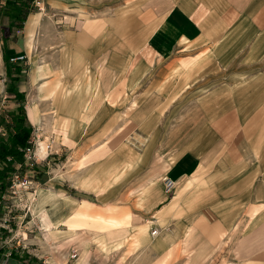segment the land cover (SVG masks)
<instances>
[{"label": "crops", "instance_id": "0c3cea01", "mask_svg": "<svg viewBox=\"0 0 264 264\" xmlns=\"http://www.w3.org/2000/svg\"><path fill=\"white\" fill-rule=\"evenodd\" d=\"M34 7L18 48L7 41V54L29 58L17 63L24 66L18 87L32 125L69 119L68 129L56 131L72 145L96 124L91 138L100 144L112 134L113 145H97L84 159L105 171L111 158L106 174L96 173L103 193L60 197L45 209L46 228L64 224L108 243L104 223L115 222L119 240L98 247L120 264H264V0H45L43 10ZM0 21L2 28L9 16ZM4 54L0 75L8 83L0 93L9 85ZM78 73L72 88L61 85ZM127 122L135 133L122 146L118 132ZM87 171L75 187L93 182ZM166 176L177 182L171 195ZM57 207L64 220L56 224ZM227 238V260H214Z\"/></svg>", "mask_w": 264, "mask_h": 264}, {"label": "rangeland", "instance_id": "374dc122", "mask_svg": "<svg viewBox=\"0 0 264 264\" xmlns=\"http://www.w3.org/2000/svg\"><path fill=\"white\" fill-rule=\"evenodd\" d=\"M32 4L29 6L30 12L37 9ZM5 13L6 6L5 2H3L0 6V18L6 15ZM31 19L33 21V15ZM31 24L29 21L27 43L30 51L33 49V25ZM6 33L7 35L9 34L10 44H14L18 48V45L15 44L17 43L16 40L20 44L22 37H20L17 28L14 27L11 31H6ZM1 54H4V43L0 24ZM9 54L13 64L23 62L25 64V62L29 61L26 52L18 51L17 53L13 49H10ZM159 71L158 69L157 72ZM64 75L68 76V72H63L62 76L64 77ZM79 75L78 73L77 76H74L70 81L67 80L66 83L62 77L60 79L61 85H72L70 87L72 88ZM96 75L97 73L92 76L93 80L98 78ZM4 80L5 75H0V86H3L4 83L7 85L8 81L5 82ZM92 93L94 92L91 91ZM8 97L10 98L12 96H8L6 92L0 93V106L3 109H14L17 105L9 101ZM105 98L107 102L112 101L111 94L105 93ZM43 114L44 117H47L45 112ZM128 116L129 113H126V117ZM53 120L51 121L52 128L50 125L36 126L35 147L28 155L27 167L24 170H19L11 177V186L5 190L2 207L0 208V221L2 220L5 227L0 231V264H76L82 258L84 250L87 252L83 262L84 264H120L119 262H114L115 257L111 252L99 251L100 248L98 245L105 247L113 243L108 244L103 242L104 238L102 241L100 240L101 237L93 236L87 230L71 233V231H65L63 224L53 227L51 232L45 231L47 224L45 209L49 204L56 205L57 200L65 194L74 196L81 201L82 199H92V197L96 199L98 195L103 193L101 191L102 187L100 190L96 189L98 183L97 178H100L99 181L102 184L105 183V180L102 177H98L96 173L102 176L105 175L106 168H108L107 163L111 158L108 156L105 158L107 162L104 164L105 171L101 170V168L97 169V163L87 167L84 159L86 157L85 155L94 150L97 145L107 144L106 149L109 145L113 146L111 141L112 134L109 136L108 142L100 144L91 138L98 127L96 124L90 125L82 141L78 142V144L71 142L72 145H70V143L64 141L63 135L61 134L63 131H56L57 127L59 129L67 127L68 129L69 119H65L62 124H54ZM78 123L83 130H86V126L81 118L78 120ZM118 133V137L122 139L121 144L123 146V140L125 139L126 142L130 141L132 134L135 132L133 126L128 125L127 122L125 125H122ZM3 134H6L5 125L0 124V136ZM163 159V162L168 164L167 158ZM85 167L88 170L85 173L86 178H92L93 182L87 185L84 190H81L77 187L80 186L79 181L84 175L81 171ZM93 183L94 185H91ZM116 241L118 240L114 242ZM223 241L225 244L221 248L216 247V250H214V260H221L222 262L227 260L226 256L231 249L230 239H223ZM171 255L172 253L169 256ZM185 255L188 258L186 260H194V255L187 253ZM155 264L161 263L157 260Z\"/></svg>", "mask_w": 264, "mask_h": 264}, {"label": "trees", "instance_id": "16d2710c", "mask_svg": "<svg viewBox=\"0 0 264 264\" xmlns=\"http://www.w3.org/2000/svg\"><path fill=\"white\" fill-rule=\"evenodd\" d=\"M33 0H6V15L9 16V23L2 26L4 43V60L7 66L9 85L7 94L12 96L13 103L17 106L14 109L0 110V124L5 125L6 134L0 136V208L2 207L5 190L11 186V177L26 166V154L29 148L35 147V128L32 125L27 107L26 93L21 91L17 83L23 78L22 64H13L11 56L7 54L9 45V34L14 27L18 31L24 28V23L30 13L29 6Z\"/></svg>", "mask_w": 264, "mask_h": 264}, {"label": "built area", "instance_id": "2783aa9c", "mask_svg": "<svg viewBox=\"0 0 264 264\" xmlns=\"http://www.w3.org/2000/svg\"><path fill=\"white\" fill-rule=\"evenodd\" d=\"M6 0H0V6L3 2H5ZM45 3V0H33V4L34 6L38 7L40 10H43V4ZM22 57H24L22 55ZM35 135H36V132H35ZM36 141V140H35ZM33 151V149L29 148L27 150V154H26V163H27V158H28V155L29 153ZM163 185H164V192L166 195H171L175 188H176V185H177V182L176 180H174L173 178L169 177V176H166L163 178ZM1 217V216H0ZM2 228H5L4 227V224L2 223V220L0 221V231L2 230ZM158 233V230L157 229H154L152 231V234L153 235H156ZM0 251H1V246H0Z\"/></svg>", "mask_w": 264, "mask_h": 264}, {"label": "bare ground", "instance_id": "6f19581e", "mask_svg": "<svg viewBox=\"0 0 264 264\" xmlns=\"http://www.w3.org/2000/svg\"><path fill=\"white\" fill-rule=\"evenodd\" d=\"M65 132H67V130L65 129L64 130ZM36 199V198H35ZM58 213H59V208L57 207L56 209H54L53 210V217L55 218V223L57 224L58 222H61V221H63L64 219V213H62V215L60 216V215H58ZM72 216H70L69 218H71ZM57 218V219H56ZM67 223L68 224H70L73 228H76V227H79V223H76V221L75 220H69V221H67ZM114 223L115 222H105L104 223V229H111V230H109L108 231V237H107V239H108V243H110V244H112L113 243V240L114 239H118V238H114V236H112V234H113V232H112V229L114 228V227H116V225H114ZM45 231H47V232H51L52 231V229L50 228V227H48V228H46V230ZM122 232V231H121ZM122 239V238H121ZM119 240V239H118ZM84 260L85 259H83L82 260V262L80 263V264H84L83 262H84Z\"/></svg>", "mask_w": 264, "mask_h": 264}]
</instances>
